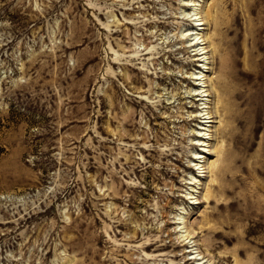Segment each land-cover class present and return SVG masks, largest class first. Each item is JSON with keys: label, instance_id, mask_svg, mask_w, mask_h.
Returning <instances> with one entry per match:
<instances>
[{"label": "rangeland", "instance_id": "rangeland-1", "mask_svg": "<svg viewBox=\"0 0 264 264\" xmlns=\"http://www.w3.org/2000/svg\"><path fill=\"white\" fill-rule=\"evenodd\" d=\"M0 264H264V0H0Z\"/></svg>", "mask_w": 264, "mask_h": 264}, {"label": "bare ground", "instance_id": "bare-ground-1", "mask_svg": "<svg viewBox=\"0 0 264 264\" xmlns=\"http://www.w3.org/2000/svg\"><path fill=\"white\" fill-rule=\"evenodd\" d=\"M212 11H213V9L210 8L208 13H210ZM198 22H200V21H198ZM199 26H203V25L202 24L196 25V27H199ZM215 26H216V24H215ZM200 40H201V38L200 39L195 38V40L191 46L195 48L196 46H198L200 44ZM229 42H231V41H229ZM231 44H233V42H231ZM231 44H230V46H232ZM229 48H231V47H229ZM229 51H228V54H230ZM231 51H233V50H231ZM233 52L239 53V49L236 48L235 51H233ZM234 53H232V54H234ZM224 58H225V56L222 58L220 65H221L222 69L226 70L229 67L227 66V64H226L227 61H225ZM231 58H229V59H231ZM233 59H235V58H233ZM234 61H236V60H234ZM234 61L232 63H234ZM232 68H234V67H232ZM231 73H232L230 76L231 79L229 78L228 82L223 81V79H222V81H219V93L217 96L219 98V105L221 104V106L219 108V115H221L222 118L224 117L223 119H227L231 123L235 124V125H233V124L232 125L236 127V128L233 126H231V128L225 127L221 133L223 135L222 138L227 139L228 137H230V141L232 143L231 149L232 150L235 149L236 151H239V148L241 146L244 149V145H242V141L239 138V136L241 137V135L243 136V134H244V133L242 134L241 132H243L244 130H246V128H248L247 132H250L252 134V139H253V138H255V135H256L258 128H259V118L257 116L258 110H257V105L255 103V94L257 92H255V86H252L250 88L242 86L241 81L239 80V71L233 70V72H231ZM225 77H227V76H225ZM194 79H196L195 81H198L197 82L198 85L195 84V86H198L200 88V91H196V93L193 96L197 97L196 101H199V102L204 101L205 102L207 99L206 100H204V99L209 97L207 95V91L204 90L206 87H204L205 86L204 84H201L202 79L200 77L196 76ZM206 104L207 103L201 104V106H202L201 110L202 111H204V110L206 111V107H203ZM217 114H218V112H217ZM249 115H251V117H252L251 123H249ZM198 118H200V116L196 117V119H198ZM206 119H208L209 122H205V123L203 122V124L207 125V123L208 124L211 123L210 120L212 118L209 117ZM229 126H230V124H229ZM247 132H246V134H248ZM250 142H253V141L251 140ZM229 145H230V143H229ZM218 153L222 155V150H220V151L218 150ZM234 156H235V154H234ZM200 159H202V158H200ZM237 159H238V157L235 158L234 162H236ZM220 171H221V173H220ZM220 171H219V176L224 173V169H220ZM227 174H228V171L224 175H227Z\"/></svg>", "mask_w": 264, "mask_h": 264}]
</instances>
